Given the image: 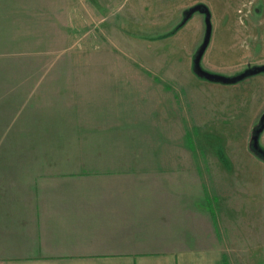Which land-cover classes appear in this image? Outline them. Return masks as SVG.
<instances>
[{"label":"rangeland","instance_id":"rangeland-1","mask_svg":"<svg viewBox=\"0 0 264 264\" xmlns=\"http://www.w3.org/2000/svg\"><path fill=\"white\" fill-rule=\"evenodd\" d=\"M207 27L202 71L264 67V0H0L1 201L57 176L172 171L220 209L228 264H264V71L198 76ZM121 110L135 140L96 119Z\"/></svg>","mask_w":264,"mask_h":264},{"label":"crops","instance_id":"crops-1","mask_svg":"<svg viewBox=\"0 0 264 264\" xmlns=\"http://www.w3.org/2000/svg\"><path fill=\"white\" fill-rule=\"evenodd\" d=\"M130 113L96 119L130 141L142 135L127 131ZM162 172L57 176L0 198V264H228L220 209L201 205L191 181Z\"/></svg>","mask_w":264,"mask_h":264},{"label":"trees","instance_id":"trees-1","mask_svg":"<svg viewBox=\"0 0 264 264\" xmlns=\"http://www.w3.org/2000/svg\"><path fill=\"white\" fill-rule=\"evenodd\" d=\"M206 10V9H205ZM206 14L207 11H206ZM208 39H209V35H207V32L205 34V38H204V41H203V47L201 45L200 49L203 48V50L205 49L206 45H207V42H208ZM205 43V44H204ZM197 55L194 56V60H193V70L194 72L202 77V78H205V79H208V80H211V81H214V82H220V83H235L247 76H250L252 74H256L258 72H263L264 71V67H260V66H253V67H248L246 68L245 70H243L242 72L234 75V76H230V77H227V76H219V75H213V74H210V73H207L204 72V71H199V61H197V58H196ZM264 128V113L260 116V119L258 121V123L253 127V130H252V133H251V139H252V136H259V134L262 132ZM258 148L260 149L259 145H258ZM261 150V149H260ZM264 152V151H263Z\"/></svg>","mask_w":264,"mask_h":264},{"label":"water","instance_id":"water-1","mask_svg":"<svg viewBox=\"0 0 264 264\" xmlns=\"http://www.w3.org/2000/svg\"><path fill=\"white\" fill-rule=\"evenodd\" d=\"M206 32H207V35H209V27H207ZM202 47H203V45H202ZM202 52H203V48L199 49L198 55L196 56L197 61H199ZM198 69H199V71H202L200 68H198ZM252 141H253L254 148H258V138L256 136H254L253 139H252Z\"/></svg>","mask_w":264,"mask_h":264}]
</instances>
